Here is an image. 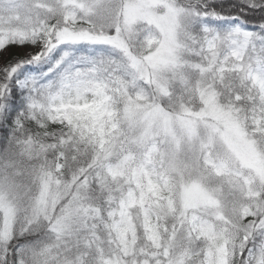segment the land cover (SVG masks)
<instances>
[{
  "label": "trees",
  "instance_id": "trees-1",
  "mask_svg": "<svg viewBox=\"0 0 264 264\" xmlns=\"http://www.w3.org/2000/svg\"><path fill=\"white\" fill-rule=\"evenodd\" d=\"M177 1L197 2L206 15L193 22L181 49L186 55L177 61L191 83L168 88L165 98L195 104V73L210 65L206 41L239 34L203 82L264 154V0ZM63 10L61 0H0V56L13 55L4 66L19 61L16 48L36 44L56 27ZM72 46L20 64L17 74L30 72L28 94L7 85L0 69V180L10 189L12 211L10 234L0 235V264H264V184L202 157L216 175L241 184L245 202L237 228L202 217L185 223L156 145L133 141L118 120L125 99L150 101L153 89L110 47ZM116 137L117 149H109ZM45 195L50 199L42 201Z\"/></svg>",
  "mask_w": 264,
  "mask_h": 264
},
{
  "label": "rangeland",
  "instance_id": "rangeland-1",
  "mask_svg": "<svg viewBox=\"0 0 264 264\" xmlns=\"http://www.w3.org/2000/svg\"><path fill=\"white\" fill-rule=\"evenodd\" d=\"M5 1L12 4L21 0ZM61 5L64 7L62 21L45 30L36 44L16 48L13 53L20 56L17 63L4 66L13 55L12 51L2 52L0 69H5L7 85L14 84L23 94H28L29 72L17 74L16 69L26 60L37 62L50 57L58 46L73 47L82 42L110 47L124 57L139 82H146L154 91L150 101L125 99L118 120L124 128L130 129L128 137L133 141L137 140L143 147L156 145L157 158L173 184L176 212L191 225L194 217H202L217 224L229 222L237 228L238 210L245 202L241 184L231 177L216 175L213 169L204 166L201 158L209 156L216 163L223 161L264 184V154L238 118L228 107L222 106L217 95L203 82L204 73L220 62L224 50L239 43V34L221 33L206 41L203 50L210 65L198 68L199 72L195 73L196 103L173 105L165 98L168 88L191 83L186 78L188 71L177 70V61L186 55L181 49L189 40L193 22L202 21L206 15L202 5L180 4L177 0H61ZM149 34L154 40L145 41ZM66 56L67 52L61 53L62 58ZM253 71L249 66L245 75L250 77ZM257 80L256 77L254 82ZM3 93L4 88L0 92L1 99ZM119 141V137L111 140L109 149H117L115 143ZM1 185L2 180L0 235L7 238L12 225L10 189ZM48 199L47 195L41 198L42 201ZM64 223L62 218L59 224ZM151 229L148 236L154 240Z\"/></svg>",
  "mask_w": 264,
  "mask_h": 264
}]
</instances>
